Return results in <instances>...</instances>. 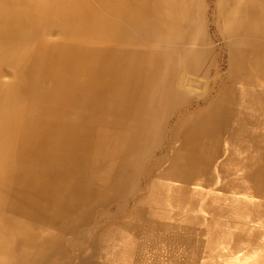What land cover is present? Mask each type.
Wrapping results in <instances>:
<instances>
[{"label": "bare ground", "instance_id": "6f19581e", "mask_svg": "<svg viewBox=\"0 0 264 264\" xmlns=\"http://www.w3.org/2000/svg\"><path fill=\"white\" fill-rule=\"evenodd\" d=\"M112 247L263 264L264 0H0V264Z\"/></svg>", "mask_w": 264, "mask_h": 264}, {"label": "rangeland", "instance_id": "374dc122", "mask_svg": "<svg viewBox=\"0 0 264 264\" xmlns=\"http://www.w3.org/2000/svg\"><path fill=\"white\" fill-rule=\"evenodd\" d=\"M214 190V189H213ZM213 190L211 189H208V188H204V187H201V188H198V191L200 192V195L203 197V199L200 201L202 204L212 195V192ZM196 215L198 216V218L202 217L204 218V212H202V206L199 205L198 207V211L196 213ZM228 247V245H227ZM226 247H224V245L221 243H219V245H217V247L215 246H211L210 248H207L204 249L206 251V253H208L209 255H214V254H217L218 250L219 249H222L220 252H224L226 249ZM116 249H118L117 247H112L111 251H116ZM101 258V257H99ZM223 264H241L242 261H239L237 258H232L231 256H226V257H223ZM251 262L253 264L257 263V260H251ZM249 262H246V263H243V264H248ZM52 264H66L65 262H63L62 260H55ZM117 264H121L120 262H118ZM180 264H186L185 263V260H183ZM263 264H264V261H263Z\"/></svg>", "mask_w": 264, "mask_h": 264}, {"label": "crops", "instance_id": "0c3cea01", "mask_svg": "<svg viewBox=\"0 0 264 264\" xmlns=\"http://www.w3.org/2000/svg\"><path fill=\"white\" fill-rule=\"evenodd\" d=\"M194 249H190L189 250V252L191 253L192 251H193ZM116 251H118L117 249H116ZM116 251H111V249H109L108 251H106V252H109V253H106V252H103L102 254L100 253L99 254V256L101 257V258H109V259H111V260H113V263H110V264H116V263H118L119 261H116L117 259H116ZM106 255V256H105ZM108 255V256H107ZM130 257V256H129ZM120 261H122V260H120ZM130 261V260H129ZM100 262V261H99ZM104 262H106V261H104ZM103 262V263H104ZM114 262H116V263H114ZM123 262V261H122ZM122 262H121V264H122ZM126 263H128V261L126 260L125 261ZM181 263V262H180ZM180 263H176V264H180ZM107 264H109V263H107ZM164 264V263H163Z\"/></svg>", "mask_w": 264, "mask_h": 264}]
</instances>
